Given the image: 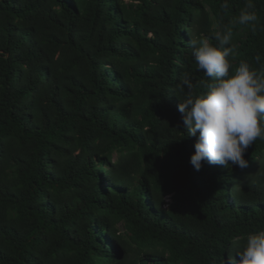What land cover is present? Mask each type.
Segmentation results:
<instances>
[{
	"label": "trees",
	"instance_id": "16d2710c",
	"mask_svg": "<svg viewBox=\"0 0 264 264\" xmlns=\"http://www.w3.org/2000/svg\"><path fill=\"white\" fill-rule=\"evenodd\" d=\"M224 3L0 0V264H222L264 230V138L197 171L178 111L193 41L264 68V0L255 31Z\"/></svg>",
	"mask_w": 264,
	"mask_h": 264
},
{
	"label": "clouds",
	"instance_id": "9594fccd",
	"mask_svg": "<svg viewBox=\"0 0 264 264\" xmlns=\"http://www.w3.org/2000/svg\"><path fill=\"white\" fill-rule=\"evenodd\" d=\"M223 7H227V0ZM252 0H247L237 23L255 31L258 17ZM232 30L217 31L215 39L219 47L207 38L193 41L192 58L197 70L203 71L211 83H205L202 94H194L190 74L181 77L179 89L185 92L178 105L187 136L196 137L190 163L199 171L202 161L210 165H235L243 169L248 162L244 158L247 149L264 138V68L253 70L246 61H240L230 74L236 45L232 44ZM257 63L261 57L256 56ZM235 256H227L222 264H264V230L250 232L240 245L233 241ZM236 257L239 259L237 260Z\"/></svg>",
	"mask_w": 264,
	"mask_h": 264
},
{
	"label": "rangeland",
	"instance_id": "374dc122",
	"mask_svg": "<svg viewBox=\"0 0 264 264\" xmlns=\"http://www.w3.org/2000/svg\"><path fill=\"white\" fill-rule=\"evenodd\" d=\"M119 229L122 231V225H119Z\"/></svg>",
	"mask_w": 264,
	"mask_h": 264
}]
</instances>
